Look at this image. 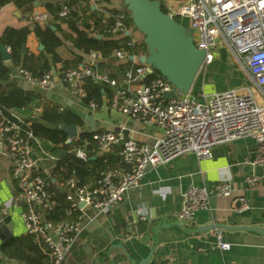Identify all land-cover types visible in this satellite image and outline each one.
<instances>
[{
    "label": "built area",
    "instance_id": "1",
    "mask_svg": "<svg viewBox=\"0 0 264 264\" xmlns=\"http://www.w3.org/2000/svg\"><path fill=\"white\" fill-rule=\"evenodd\" d=\"M101 0H90L94 6ZM167 15L183 25L186 20L192 30V39L198 49L205 51L203 63L213 59L212 47L221 39L235 57L245 65L256 86L262 92L253 93L252 87L243 92L236 89L211 93L203 101L189 93L178 92L164 76H150L154 72L150 65L130 55L123 47L114 48L109 57L123 61L129 59L132 65L124 69L118 79L107 73H99L95 65L102 59L99 51L91 50L89 59L77 67L52 69L40 76L19 68L10 72V78H19L31 86L42 89L63 87L79 101L86 97L83 87L87 78L112 88L108 97L111 109L147 125L155 126L160 134L151 143H140L124 138L112 131H94L92 138L98 152L115 149L120 156V164L107 166L98 177L90 182L78 183L74 178L61 182L65 190L68 207L66 218L51 221L44 217L45 209L52 203L45 188V180L37 173L42 161L52 160L40 139L29 130V122L9 111L5 115L0 107V134L6 137L7 153L11 159V174L15 180L18 199L22 202L21 213L26 233L32 236L37 247L45 254L50 264H66L72 247L78 240L83 219L88 208L99 212L107 211L122 201L130 189L139 185L148 165L163 164L172 158L194 153L197 158L211 157L214 145L230 142L242 136L255 141L254 157L247 161L252 166L264 169V0H163ZM68 0L61 2L60 16L67 15ZM49 17L47 11L31 16L34 22H42ZM126 15L120 8L113 14L110 33H124L127 46L134 44L138 35L127 29ZM185 26V25H184ZM130 57H133L132 60ZM174 96H167L169 93ZM87 107L93 111L98 104L91 100ZM61 107L60 110H63ZM40 112L39 107L33 114ZM76 138H67L71 143ZM47 144L51 143L47 141ZM76 155L85 160L83 149ZM264 176L246 175L247 186H256ZM230 180H219L211 188L188 186L182 192L181 206L177 219L193 222L199 210L209 209L211 195L228 197L231 195ZM234 209L242 212L249 208L242 196L235 200ZM81 203H83L81 205ZM141 219H146L148 210L138 207ZM217 247L228 250L230 244L223 240L222 230L216 232Z\"/></svg>",
    "mask_w": 264,
    "mask_h": 264
},
{
    "label": "crops",
    "instance_id": "2",
    "mask_svg": "<svg viewBox=\"0 0 264 264\" xmlns=\"http://www.w3.org/2000/svg\"><path fill=\"white\" fill-rule=\"evenodd\" d=\"M44 2L40 0L33 11H46ZM82 3L79 1L76 5L83 6ZM104 6L120 9L123 3L122 0H108ZM91 8L97 9V5ZM28 17V13L13 3L1 7L0 36L6 27L29 25ZM62 27L67 28L66 24H62ZM40 43L34 32H30L25 47L38 54ZM7 49L10 53V48ZM227 49L215 56L212 52V61L203 63L189 92L192 97L203 101L211 93L228 89L243 92L247 87H252L253 93L262 92L245 65L229 47ZM59 50L63 58L71 57L64 48ZM230 53L234 58L231 59ZM88 59L89 56L84 59L85 62ZM121 63L123 61L107 60L96 63L95 68L121 79L125 69L120 67ZM60 67L61 63H57L52 69L58 70ZM223 79L230 81V85L218 83ZM18 80L23 89L41 94L28 107L13 111L24 121L37 117L38 113L33 114L35 107L41 110L43 105L49 103L57 104L59 109L64 107L63 110L71 108L80 113L83 119L85 115L93 117L92 127L86 122L82 128L76 126L78 137L83 131L108 130L140 143H151L160 134L157 127L144 125L111 109L107 102L109 95H104L102 103L91 111L86 103L76 99L66 88L42 89ZM109 89L111 92L112 88ZM43 146L54 159L40 162L38 174L41 170L48 174L52 163L63 154H54L58 148L53 149V144L48 145L46 140ZM254 150L255 141L249 136H242L214 145L211 157L197 158L194 153H185L163 164L148 165L139 185L130 189L122 201L103 212L87 209L80 235L66 264H264V179L253 187L247 186L244 181L246 175L264 176L263 168L247 162L254 157ZM108 151L117 154L115 149ZM223 179L231 182L230 196L211 195L210 208L197 211L193 222L177 219L181 195L188 186L211 188ZM240 196L246 199L249 208L237 212L234 200ZM138 207L148 210L146 219L140 218ZM23 208L11 174L6 137L0 134V243L11 236L26 234L21 216ZM217 229L222 230L223 240L230 244L228 250L217 247ZM0 264L4 263L0 261Z\"/></svg>",
    "mask_w": 264,
    "mask_h": 264
},
{
    "label": "trees",
    "instance_id": "3",
    "mask_svg": "<svg viewBox=\"0 0 264 264\" xmlns=\"http://www.w3.org/2000/svg\"><path fill=\"white\" fill-rule=\"evenodd\" d=\"M35 0H0V8L8 3H13L18 8L28 13L31 22L20 28L6 27L1 36V42L10 48L11 59L6 63L0 57V107L5 115L10 110L15 111L28 107L41 94L34 90L23 89L18 84V78H10V72H16L19 68L28 70L34 76H40L51 70L57 63H61V69L77 67L85 63V58L91 50L101 52L102 59L97 63H104L107 60L119 62L109 57L114 48L123 47L130 55L142 56L147 53V45L144 35L135 27L130 13L123 0L121 8L125 15L127 29L137 32L138 38L134 44L127 46L124 33L114 35L110 33L113 24V14L120 9H109L104 6L108 0H101L97 9L91 8L90 0H70L67 15L60 16L61 2L63 0H45L43 3L49 17L42 22H34L31 16L35 14ZM82 1L83 6L76 5ZM160 1V8L167 12L163 0ZM40 2V0H38ZM62 24H66L64 29ZM34 32L37 39L43 44V49L35 54L26 47L27 36ZM100 36V37H99ZM60 48L67 50L71 57L63 58ZM59 50V51H58ZM132 65L129 59L123 60L121 68H128ZM161 75L154 70L150 76ZM86 97L83 103L91 100L97 104L102 103L104 95H110V89L106 84H100L87 78L83 85ZM30 124L28 128L34 136L53 144V149L63 150V154L52 163L48 174L39 172L45 180V188L49 193V201L52 206L45 209L46 220L57 221L66 218L64 210L68 207L65 198V190L61 182L74 178L78 183H86L95 180L99 172L105 167L119 165L120 156L110 151L98 152V146L93 140L94 131H83L81 135L71 143H67L66 132L60 127L61 124L75 125L82 128L85 124L81 114L68 108L61 111L57 104L46 103L42 106L36 118L27 119ZM98 131V130H97ZM83 149L86 159L83 160L76 155L77 149ZM0 261L4 264H50L48 257L37 247L31 235L11 236L0 243Z\"/></svg>",
    "mask_w": 264,
    "mask_h": 264
},
{
    "label": "water",
    "instance_id": "4",
    "mask_svg": "<svg viewBox=\"0 0 264 264\" xmlns=\"http://www.w3.org/2000/svg\"><path fill=\"white\" fill-rule=\"evenodd\" d=\"M135 27L144 35L147 53L138 60L150 65L167 78L178 92H190L193 81L203 65L205 51L198 49L192 39V30L175 21L160 8L159 0H123ZM38 6V1H34ZM100 37V36H99ZM43 49V44H39ZM0 57L9 61L11 54L0 42ZM133 57H130L132 60ZM169 93L167 96H174ZM84 121L93 126V117L85 115ZM68 138L76 137L79 132L75 125L61 124ZM83 203H81L82 205Z\"/></svg>",
    "mask_w": 264,
    "mask_h": 264
},
{
    "label": "rangeland",
    "instance_id": "5",
    "mask_svg": "<svg viewBox=\"0 0 264 264\" xmlns=\"http://www.w3.org/2000/svg\"><path fill=\"white\" fill-rule=\"evenodd\" d=\"M181 22H183V25H185V26H188V24L186 23V20H183V21H181ZM130 29L133 31V32H135L136 34H137V32L139 33V31H134L135 29L133 28V27H130ZM140 34V33H139ZM141 35V34H140ZM216 46L217 47H212L211 48V52H213V54H214V56H215V54L217 55L218 53H220L221 52V50H225V49H227L228 47H227V45H226V43L224 42V41H222L221 39H218L217 41H216ZM227 51H229L228 49H227ZM230 57H231V59H232V57L234 58V56H233V54H231L230 53ZM237 62V61H236ZM232 64H235L234 62H232ZM237 65H238V62H237ZM98 72L99 73H101V70L99 71L98 70ZM215 82H217V81H215ZM223 82H224V85L225 86H229L230 85V81H228V80H220V81H218V83H221V84H223ZM203 92V91H202ZM63 153V151L61 150V149H57V151H54V154H58V155H61Z\"/></svg>",
    "mask_w": 264,
    "mask_h": 264
}]
</instances>
